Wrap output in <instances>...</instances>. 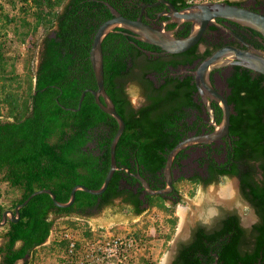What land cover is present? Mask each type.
<instances>
[{"label": "trees", "instance_id": "16d2710c", "mask_svg": "<svg viewBox=\"0 0 264 264\" xmlns=\"http://www.w3.org/2000/svg\"><path fill=\"white\" fill-rule=\"evenodd\" d=\"M64 0H32L35 5L34 29L39 24L53 27L42 39L37 67L28 79L26 97L7 93L4 100L9 105L13 119H0V173L1 180L19 187L23 201L39 188L52 190L59 201H67L71 188L83 184L90 188L101 186L109 168L110 141L117 129L113 116L96 104L91 92L86 91L78 109V99L85 88H95L96 82L89 60V50L97 27L112 13L107 2L122 15L134 18L138 7L125 0H68L62 10L56 9ZM176 6L188 5L186 0H171ZM239 4V1H230ZM55 26V27H54ZM123 27H115L102 40L104 88L125 122L117 142V165L106 189L92 194L78 189L75 200L68 207H58L48 193L35 194L20 208V218L9 221L6 231L8 241L0 246L2 264L28 263V255L49 236L54 218L75 214L89 216L104 207L116 205L120 198L135 214L146 207L168 209L161 194L144 191L140 181L130 172L139 173L156 189L163 183L161 170L168 151L181 139L189 115L185 109L194 107L191 93L192 76L182 79L168 74L166 65L191 62L196 57L190 48L176 54L178 60H167L161 55L153 58L139 46L157 48L129 34ZM184 30L180 35H184ZM139 69V73L134 69ZM7 71L6 60L0 51V74ZM151 74L155 80L148 76ZM5 75H0L3 78ZM264 75L254 74L237 65L227 77L230 93L228 103H233L235 113L230 114L229 136L233 150L228 160L211 166L214 173L204 183L217 180L221 175H238L244 195L261 216L256 224V241L253 245H240L242 229L230 217L220 235L236 228L234 235L219 242L217 235L206 234L203 228L191 244L183 250L186 264H201L196 251L213 259L204 244L207 239L214 245L220 264H251L261 260L264 264ZM135 80L143 88L145 102L138 108L130 105L126 82ZM1 87H4L0 85ZM17 93V92H15ZM183 119V120H182ZM221 115L216 114V122ZM229 147V146H228ZM181 153V152H180ZM179 153V154H180ZM234 160H238V163ZM259 160L263 179L253 178L254 164ZM194 180H201L196 178ZM1 196V190H0ZM146 203V205H143ZM3 208L0 204V209ZM170 222L174 227L175 218ZM85 234L90 235L86 230ZM21 244L16 247V242ZM35 257V256H34ZM143 258V257H141ZM142 262V261H141ZM148 264H155L154 261Z\"/></svg>", "mask_w": 264, "mask_h": 264}, {"label": "flooded vegetation", "instance_id": "af4514ba", "mask_svg": "<svg viewBox=\"0 0 264 264\" xmlns=\"http://www.w3.org/2000/svg\"><path fill=\"white\" fill-rule=\"evenodd\" d=\"M125 1L131 3L129 6H132L134 4L135 7H138V11L134 18L138 17L142 5H145L144 10L142 12V20L152 25L155 28L158 29L176 28L174 34L175 36L178 37L186 36L191 30V21H183L177 24L174 20H172L171 16L166 14L168 7L167 4L162 1H158V0H125ZM168 1H170L178 9H182L191 4L188 0H186L188 2V5H183L181 7H178L171 0ZM226 1L230 2L233 0H226ZM235 1L240 2L239 4L236 5H240L264 14V0H246V1L235 0ZM183 30L185 34L180 35V33ZM129 34L132 35L131 33ZM247 44L264 50V37L257 30H255L250 26L226 18L217 17L215 18L214 21L208 23L199 41L190 47L194 49V53L196 54V57L193 58L191 62H178L176 65L168 63L166 65V68L164 70H167L168 74L170 75L178 76L181 79L183 77L191 75L192 80L190 81V83H193L195 87L193 92L191 93V97L195 105L194 107L188 106L185 108L188 111L189 115L184 118L186 120V125L180 128V130H183L184 132L183 139L186 137L200 135L213 131L216 126L213 124V118L214 121L216 122V114L217 115L220 114L222 116V110L218 102L215 99H210L208 97L209 106L211 109L210 110L208 105L205 103L202 94L199 92V90L196 87L194 81V71L198 67L199 63L207 56L211 55L218 49L223 48L225 46H232V47L244 49L247 47ZM139 47L147 55L153 54V58H156L158 55H161L167 60H178L179 57L176 56V54L178 53L164 52L161 48L160 49L152 48V47L149 48L146 46H139ZM235 66H237V64H224L213 68L210 72V80L214 88L222 96H224L226 100H227V95L230 93V87L227 84V77L234 70ZM134 72L139 73V69L135 68ZM252 73L254 75L259 72L252 71ZM148 76H150L155 80V77L152 75V73L151 74L149 73ZM261 83L264 85V79H262ZM131 85L133 86L135 85L136 87H138L141 92V101L137 105H133L129 97V87ZM125 89L128 94L127 98L129 99L130 105L132 107L138 108L145 102L146 98L143 92V88L135 80L127 81ZM228 104L231 110L230 114L232 112L235 113L233 103H228ZM228 133L225 134L223 137H220L211 142L192 143L184 147L182 150H180L175 155L171 165L173 187L168 192L163 193L161 195L163 197L164 203L166 201H170L171 204L181 203L183 201V197L181 193L178 191V189H176L175 183L178 180L183 179V175L185 171L188 172L187 179L190 182L195 183L196 185H207L209 183H213L219 180L220 178H225L227 176H230L235 178V182L237 184L238 196L245 203V205L240 206L235 203L231 205L221 204L220 206L216 207L215 210L203 214L199 218V220L191 223L184 231H182V233L178 232L179 234L178 237L174 238L175 247L173 249L169 264H186L187 259L184 258L183 250L186 246H188L193 241H195L199 228H203L204 232H206V234L208 235L210 234L217 235V239L219 240V242H222V240L226 236L234 235V233L237 230L236 228L233 227L231 228L230 232H225L223 233V235L222 234L220 235L221 229L227 225V222H229L228 219L230 217H234L236 225L242 229L240 245L243 243H248L251 246L256 241L255 225L261 221V216L257 211L256 207L252 204V202L244 195L241 189L239 176L221 175L219 176V178H217V180H213V181L211 180V182L208 183H204L203 181L208 177H210L212 173H214L213 170H209L211 166L215 165L219 167L222 163L227 162L228 153L230 150L231 151L233 150L230 141L231 137L229 136ZM235 162L238 163V160H234V163ZM251 162H253L254 164L253 178L255 181L260 182V180L263 179V173L259 167L260 161L252 160ZM163 171L164 170L162 168L161 173H162L163 183H158L157 184L158 187H156V189L164 188L166 186L165 176ZM137 172H139L138 168H137ZM137 172L128 171V173H130L133 176ZM196 178H199L201 180H194ZM120 203L124 206L127 205L122 201ZM0 204L3 207L0 209V213L4 209H12L14 207V206L12 207L3 206L2 203ZM143 205H146V203H144ZM6 225L9 226V222ZM204 242H205L204 245L208 247L207 248L208 253L211 256H213V259L210 262V264H220V262H218L219 256L213 250V247L214 245L217 244V242L214 243V245L211 244L207 239H204ZM201 249H198V251H196V255L199 257L201 264H206L208 257L202 252ZM251 264H262V262L261 260H257Z\"/></svg>", "mask_w": 264, "mask_h": 264}, {"label": "water", "instance_id": "95a60500", "mask_svg": "<svg viewBox=\"0 0 264 264\" xmlns=\"http://www.w3.org/2000/svg\"><path fill=\"white\" fill-rule=\"evenodd\" d=\"M167 4V15L171 16L177 24L183 21H191V30L186 36H175L174 29L155 28L152 25L142 20V12L145 5H142L140 14L137 18H130L122 15L116 8L107 2V5L112 13V16L105 19L96 29L92 44L89 50V60L94 73L96 87L85 88L78 99V109L81 105V101L86 93L89 91L93 94L96 104L104 112L113 116L117 122V129L110 141L109 151L110 160L109 168L103 179V182L98 188H90L83 184H75L69 193L67 201H59L56 198L55 193L48 188H39L32 191L23 201L17 203L12 209H4L0 213V227L5 226L9 221L16 222L20 218V208L28 203V201L38 193H48L53 201V204L58 207H68L75 200V192L78 189L84 190L92 194L102 193L115 170L120 167L117 165L115 149L117 142L124 130L125 122L122 116L115 108V104L111 97L108 95L104 88V72H103V50L102 40L105 35L112 31L115 27H123L130 31V33L137 39L158 46L164 52L168 53H180L194 44H196L208 23L215 20L217 17L226 18L247 26H250L257 30L264 37V14L251 10L249 8L232 4L226 0L220 1H202L197 3H191L187 7L182 9L176 8L168 0H158ZM224 64H237L246 67L254 72H259L264 75V50L256 48L247 44L246 48H237L232 46H225L218 49L211 55L204 58L194 71V81L197 89L202 94L205 103L209 109V99H215L222 110V116L219 123H216L213 118V124L216 125L215 129L209 133L186 137L178 141L167 153L165 164L163 167V173L165 176L166 186L164 188H153L149 182L139 173H135L134 176L140 181L144 190L152 195L163 194L168 192L173 187L171 165L175 155L189 144L196 142H211L220 137H223L229 131L230 123V106L224 96H222L213 86L210 80V72L213 68ZM211 110V109H210ZM125 169L129 171L128 167ZM175 247V242L170 246L169 251L166 254L165 264H169L171 255ZM163 264V261H162Z\"/></svg>", "mask_w": 264, "mask_h": 264}, {"label": "rangeland", "instance_id": "374dc122", "mask_svg": "<svg viewBox=\"0 0 264 264\" xmlns=\"http://www.w3.org/2000/svg\"><path fill=\"white\" fill-rule=\"evenodd\" d=\"M67 1L64 0L56 9L62 10ZM35 12L36 8L32 0H0V51L6 60V70L9 71L12 65L14 66V72L0 74L5 75L0 78V85L4 86H0V119H13V116L8 113L9 105L4 100L7 93L11 92L26 97L28 79L33 75L39 62L43 36L53 29V27H44L42 24L34 29ZM129 97L133 105H137L141 101L140 89L131 85ZM187 173L185 171L183 179L175 183L183 201L178 204H171L170 201H166L165 204L168 209L154 205L146 207L140 214H135L132 210L130 212L127 209L124 210L123 207L107 206L94 211L89 216L73 214L75 218L73 217L71 220L63 218L61 221H64V225L73 226L78 231L85 229L89 223L93 227L104 226L111 233H120L134 228H147L149 233L147 237L150 242L146 245L147 248L142 250L143 255L141 257L143 258H139L140 262L148 264L154 261L155 264H162L174 238L178 237V232L182 233L191 223L199 220L203 214L215 210L221 204H226L212 198L203 199L202 203L199 202L200 197H206L208 191L223 188L234 182L237 200L227 205L233 203L240 206L245 205L238 196L234 177L227 176L207 185H196L187 179ZM1 175L0 173V203L3 206L12 207L13 203L21 197V190L17 186L12 187L8 181L1 180ZM120 202V198L114 200L116 205L121 204ZM180 206L185 207L186 211L187 225L184 228L181 227V218L178 214ZM114 212L119 213V218H115ZM122 215L123 217H121ZM171 218H175L174 227L170 222ZM46 250L47 248L43 251ZM29 260L30 262L27 264H33V259L30 258Z\"/></svg>", "mask_w": 264, "mask_h": 264}, {"label": "built area", "instance_id": "2783aa9c", "mask_svg": "<svg viewBox=\"0 0 264 264\" xmlns=\"http://www.w3.org/2000/svg\"><path fill=\"white\" fill-rule=\"evenodd\" d=\"M86 230L90 235L85 234ZM148 235L147 228L111 233L104 226L93 227L90 223L81 231L73 226L53 224L50 231L51 241L61 243L55 264H142L139 258L150 242Z\"/></svg>", "mask_w": 264, "mask_h": 264}, {"label": "crops", "instance_id": "0c3cea01", "mask_svg": "<svg viewBox=\"0 0 264 264\" xmlns=\"http://www.w3.org/2000/svg\"><path fill=\"white\" fill-rule=\"evenodd\" d=\"M1 190V189H0ZM124 210H129V212L132 210L129 206H125L123 207ZM115 218H119V213L118 212H114ZM51 216H54L53 214H51ZM73 217L75 218V216L73 214H70L68 216H60L59 218H54V223L53 224H58V225H63L64 221H61L64 219H73ZM123 217V215L121 216ZM53 218V217H51ZM8 226L5 225L3 227H0V246H4L6 244V242L8 241V236L5 234L7 231ZM51 236L49 234V236L47 237V239L39 246H36L34 248V250H32L30 252V254L28 255V259L32 258L33 259V263H37V264H55V262L58 260V253L59 251H61V243H58L56 241H51ZM21 244V241L18 240L15 244L16 247H18ZM47 245V246H46ZM47 250L42 253H40L42 250L46 249ZM41 250V251H40ZM35 256V257H34ZM47 260V261H46ZM23 261V259H19L17 261V264L21 263ZM30 262V260L28 261V263ZM0 264H2V254L0 253Z\"/></svg>", "mask_w": 264, "mask_h": 264}, {"label": "bare ground", "instance_id": "6f19581e", "mask_svg": "<svg viewBox=\"0 0 264 264\" xmlns=\"http://www.w3.org/2000/svg\"><path fill=\"white\" fill-rule=\"evenodd\" d=\"M234 186H235L234 182H231L223 188L212 189V190L209 189L210 191H208L207 196L205 197L202 195L203 197H200L199 202H201L203 199L206 200V199L212 198V199L221 201L223 203L230 204L237 200L235 192H234L235 190ZM178 214L180 215V218H181V221H180L181 227L182 228L186 227L187 218L185 215L186 214L185 207L180 206ZM165 261H166V256L163 260V264H165Z\"/></svg>", "mask_w": 264, "mask_h": 264}]
</instances>
